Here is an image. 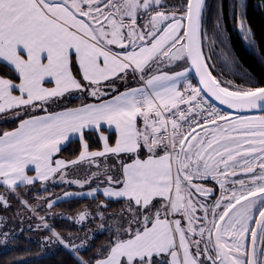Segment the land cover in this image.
<instances>
[{
  "label": "snow or ice",
  "instance_id": "obj_1",
  "mask_svg": "<svg viewBox=\"0 0 264 264\" xmlns=\"http://www.w3.org/2000/svg\"><path fill=\"white\" fill-rule=\"evenodd\" d=\"M245 8L0 0V247L264 264V70L239 61L226 24L255 47ZM73 199L88 203L55 210Z\"/></svg>",
  "mask_w": 264,
  "mask_h": 264
},
{
  "label": "trees",
  "instance_id": "obj_2",
  "mask_svg": "<svg viewBox=\"0 0 264 264\" xmlns=\"http://www.w3.org/2000/svg\"><path fill=\"white\" fill-rule=\"evenodd\" d=\"M239 2V0H237ZM225 10L228 11L231 0H224ZM247 24L254 30L257 45L250 47L244 40L242 34L233 26L232 20H226L230 46L233 49L235 56L248 70L259 74L264 70V57L260 55L264 51V0H245ZM9 124L0 120V127H8ZM69 145L65 150V155L71 150ZM63 186H57L52 189L55 193L63 191ZM88 203L87 200H70L56 205L57 212H65L71 214L75 209ZM116 207V206H114ZM102 238V237H101ZM21 248L26 247L23 244V236L20 238ZM65 254L58 252L55 255L47 256L40 255L34 242L31 243L30 251L16 250L12 248L0 247V264H54V261L59 260Z\"/></svg>",
  "mask_w": 264,
  "mask_h": 264
},
{
  "label": "crops",
  "instance_id": "obj_3",
  "mask_svg": "<svg viewBox=\"0 0 264 264\" xmlns=\"http://www.w3.org/2000/svg\"><path fill=\"white\" fill-rule=\"evenodd\" d=\"M1 121H4L2 118H0Z\"/></svg>",
  "mask_w": 264,
  "mask_h": 264
}]
</instances>
